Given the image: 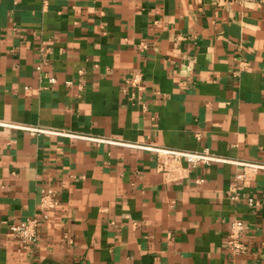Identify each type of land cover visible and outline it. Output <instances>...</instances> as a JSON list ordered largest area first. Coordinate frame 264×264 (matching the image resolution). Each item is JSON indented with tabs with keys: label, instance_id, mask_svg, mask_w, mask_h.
Segmentation results:
<instances>
[{
	"label": "crops",
	"instance_id": "1",
	"mask_svg": "<svg viewBox=\"0 0 264 264\" xmlns=\"http://www.w3.org/2000/svg\"><path fill=\"white\" fill-rule=\"evenodd\" d=\"M155 146L220 159L176 176ZM246 162L264 164V0H0V264H264ZM33 216L23 245L10 226Z\"/></svg>",
	"mask_w": 264,
	"mask_h": 264
},
{
	"label": "built area",
	"instance_id": "2",
	"mask_svg": "<svg viewBox=\"0 0 264 264\" xmlns=\"http://www.w3.org/2000/svg\"><path fill=\"white\" fill-rule=\"evenodd\" d=\"M42 64L36 66L37 69H41ZM48 83H54L55 78L52 75H46ZM161 157L160 163L162 167H167V170L173 175L180 176L182 173L181 160L188 162L189 164H195L197 162L209 163L220 158L213 156L208 150L202 151H189L180 150L166 147H151ZM244 170L237 175V177L243 180L247 178L248 174L257 172L260 169H264V164L255 162H246L243 164ZM248 173V174H247ZM45 193L49 194L50 190L45 189ZM248 204L256 205L257 200L248 198ZM37 218L30 217L26 220H21L13 223L10 226V232L19 240L23 245H27L36 239V227ZM243 229V222L239 219L231 220L229 223V231L226 238L227 246L235 252L244 249V244L240 240V235Z\"/></svg>",
	"mask_w": 264,
	"mask_h": 264
}]
</instances>
